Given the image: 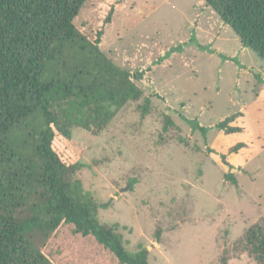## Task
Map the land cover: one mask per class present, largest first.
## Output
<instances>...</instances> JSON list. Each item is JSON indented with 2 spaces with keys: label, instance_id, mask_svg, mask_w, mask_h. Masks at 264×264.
<instances>
[{
  "label": "rangeland",
  "instance_id": "rangeland-1",
  "mask_svg": "<svg viewBox=\"0 0 264 264\" xmlns=\"http://www.w3.org/2000/svg\"><path fill=\"white\" fill-rule=\"evenodd\" d=\"M75 24L91 40L103 30L104 54L143 76L136 80L143 96L100 134L72 129L70 144L86 165L77 176L108 204L101 222L116 224L129 250L146 245L152 264H264L247 238L255 225L264 228L259 55L206 0H87ZM229 115L246 130L216 126ZM240 141L246 146L233 170L221 149ZM73 228L38 241L57 264H119Z\"/></svg>",
  "mask_w": 264,
  "mask_h": 264
},
{
  "label": "trees",
  "instance_id": "trees-1",
  "mask_svg": "<svg viewBox=\"0 0 264 264\" xmlns=\"http://www.w3.org/2000/svg\"><path fill=\"white\" fill-rule=\"evenodd\" d=\"M206 1L264 62V0ZM86 2L0 0V264H57L38 241L66 225L94 236L119 264H152L146 245L129 250L116 224L101 222L99 210L108 204L77 176L86 165L70 144L74 126L100 134L144 94L136 82L142 74L119 68L102 51L103 30L91 40L76 26ZM234 117L216 126L241 131L231 125ZM245 146L240 141L223 148V163L234 170L233 157ZM254 227L247 238L264 258V228Z\"/></svg>",
  "mask_w": 264,
  "mask_h": 264
},
{
  "label": "crops",
  "instance_id": "crops-1",
  "mask_svg": "<svg viewBox=\"0 0 264 264\" xmlns=\"http://www.w3.org/2000/svg\"><path fill=\"white\" fill-rule=\"evenodd\" d=\"M238 116H239L240 118H242V117H243V113H242V112H239ZM238 126L242 127V130H246L245 127H244L243 125H238ZM233 133H235V132H233ZM231 134H232V133H231ZM222 149H223V147H222ZM222 149H221V151H222ZM243 149H244V147H243ZM243 149H242V150H243ZM236 156H237V155H236ZM236 156L233 157L234 160H235V157H236ZM236 165H238L237 162H236Z\"/></svg>",
  "mask_w": 264,
  "mask_h": 264
}]
</instances>
